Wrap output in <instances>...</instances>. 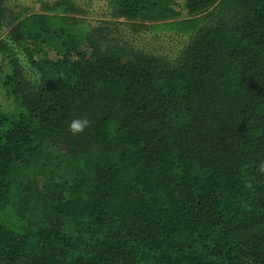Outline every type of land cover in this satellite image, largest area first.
Returning <instances> with one entry per match:
<instances>
[{
	"label": "trees",
	"instance_id": "trees-1",
	"mask_svg": "<svg viewBox=\"0 0 264 264\" xmlns=\"http://www.w3.org/2000/svg\"><path fill=\"white\" fill-rule=\"evenodd\" d=\"M106 4L0 0V264H264V0Z\"/></svg>",
	"mask_w": 264,
	"mask_h": 264
},
{
	"label": "rangeland",
	"instance_id": "rangeland-1",
	"mask_svg": "<svg viewBox=\"0 0 264 264\" xmlns=\"http://www.w3.org/2000/svg\"><path fill=\"white\" fill-rule=\"evenodd\" d=\"M54 0H7V6L11 12H25V13H38L41 12L42 3H51ZM76 7L77 13L74 14L75 18L91 23L93 26H98L101 23L108 24L111 30L110 38H116L127 44H136L149 54L153 55H174L175 52L182 47L184 41L181 39H170L167 37L159 36L151 38L144 34L133 36L131 28L119 24L116 25L109 17V10L107 7V0H70ZM122 22V20H119ZM123 23V22H122ZM51 58L55 55L50 54Z\"/></svg>",
	"mask_w": 264,
	"mask_h": 264
},
{
	"label": "clouds",
	"instance_id": "clouds-1",
	"mask_svg": "<svg viewBox=\"0 0 264 264\" xmlns=\"http://www.w3.org/2000/svg\"><path fill=\"white\" fill-rule=\"evenodd\" d=\"M90 126V121L87 118H75L68 125V131L73 135L81 134ZM258 171L264 174V163L259 165Z\"/></svg>",
	"mask_w": 264,
	"mask_h": 264
}]
</instances>
